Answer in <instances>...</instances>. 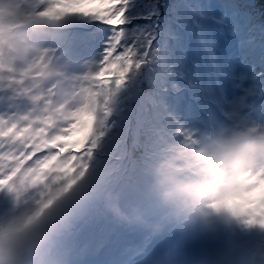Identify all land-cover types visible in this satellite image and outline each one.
Wrapping results in <instances>:
<instances>
[{"label": "snow or ice", "instance_id": "6c2138e0", "mask_svg": "<svg viewBox=\"0 0 264 264\" xmlns=\"http://www.w3.org/2000/svg\"><path fill=\"white\" fill-rule=\"evenodd\" d=\"M238 133L264 135V0H0V215L51 209L40 264H264V173L185 224L152 196Z\"/></svg>", "mask_w": 264, "mask_h": 264}, {"label": "clouds", "instance_id": "9594fccd", "mask_svg": "<svg viewBox=\"0 0 264 264\" xmlns=\"http://www.w3.org/2000/svg\"><path fill=\"white\" fill-rule=\"evenodd\" d=\"M202 155L186 170L161 166L152 178L156 206L168 214L169 222L185 224L189 218H202L219 196H228L241 177L264 173V135L235 134L221 137L201 149ZM116 216L130 226L161 229L159 218L142 210L129 214L116 207ZM23 213L0 215V229L11 239L0 244V264H40L44 249L51 243L56 225L51 209L34 223L15 231ZM194 226V225H193Z\"/></svg>", "mask_w": 264, "mask_h": 264}]
</instances>
